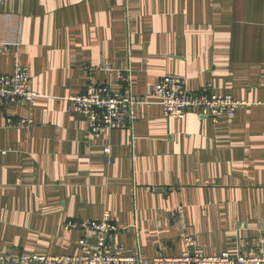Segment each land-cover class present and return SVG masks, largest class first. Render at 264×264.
Masks as SVG:
<instances>
[{
    "label": "crops",
    "instance_id": "obj_1",
    "mask_svg": "<svg viewBox=\"0 0 264 264\" xmlns=\"http://www.w3.org/2000/svg\"><path fill=\"white\" fill-rule=\"evenodd\" d=\"M0 43L14 49L0 72L20 58L38 94L0 107V254H78L66 221L105 210L115 243L147 259L181 255L186 235L210 255L264 249V0H0ZM102 64L130 73L136 95L177 76L245 104L232 119L176 120L153 98L132 129L93 136L67 98ZM92 80L123 88L104 70Z\"/></svg>",
    "mask_w": 264,
    "mask_h": 264
},
{
    "label": "built area",
    "instance_id": "obj_2",
    "mask_svg": "<svg viewBox=\"0 0 264 264\" xmlns=\"http://www.w3.org/2000/svg\"><path fill=\"white\" fill-rule=\"evenodd\" d=\"M12 46L0 43V54H8ZM104 70L115 74L116 80L123 86L114 91L112 82H96L92 80L93 71ZM85 91L67 98L68 111L79 112L89 120L90 132L93 136H101L112 129H132L136 122V109L139 106H151L153 98L161 105L164 113L176 120L183 119L190 110H199L214 120L225 115L232 119L244 101L230 94H217L208 89L192 91L184 77L164 76L152 87L149 95L133 94L128 86L130 73L114 69L109 64L90 68ZM31 72L15 58V69L12 74L0 72V107L8 102L30 104L37 92L30 89ZM149 96V97H148ZM32 119H7L9 127H27ZM7 150L0 149V154ZM181 207L170 212L175 226L182 227ZM67 229L82 233L79 240V253L75 255H25L9 252L0 254V264H264V249L259 254H221L210 255L200 246L193 236H185L186 249L181 255L170 256L158 248L153 258L147 259L140 254H128L122 243H115V235L120 230L105 210L102 219L75 220L69 218L65 224Z\"/></svg>",
    "mask_w": 264,
    "mask_h": 264
}]
</instances>
